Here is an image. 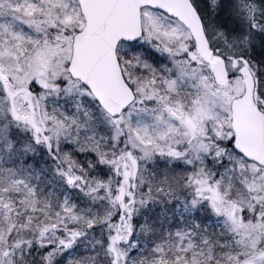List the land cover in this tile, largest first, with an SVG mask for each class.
Wrapping results in <instances>:
<instances>
[{
  "label": "snow or ice",
  "instance_id": "1",
  "mask_svg": "<svg viewBox=\"0 0 264 264\" xmlns=\"http://www.w3.org/2000/svg\"><path fill=\"white\" fill-rule=\"evenodd\" d=\"M0 264H264V0H0Z\"/></svg>",
  "mask_w": 264,
  "mask_h": 264
}]
</instances>
